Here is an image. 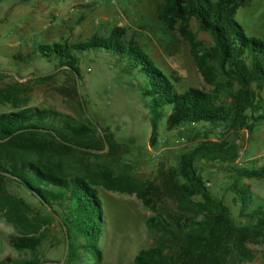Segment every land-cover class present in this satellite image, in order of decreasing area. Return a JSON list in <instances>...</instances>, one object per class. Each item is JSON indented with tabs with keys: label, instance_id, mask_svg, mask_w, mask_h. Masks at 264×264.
I'll list each match as a JSON object with an SVG mask.
<instances>
[{
	"label": "rangeland",
	"instance_id": "obj_1",
	"mask_svg": "<svg viewBox=\"0 0 264 264\" xmlns=\"http://www.w3.org/2000/svg\"><path fill=\"white\" fill-rule=\"evenodd\" d=\"M163 4L164 0H0V113L26 104L50 109L57 113V119H92L119 147L110 154L102 150L92 156H78L130 174L137 183L155 180L161 169L178 168L180 155L200 141L220 138L225 145L221 156L198 162L203 176L213 196L229 207L237 225L255 221L251 212L264 204V175L249 177L241 172L264 170V119H254L264 115V85L253 87L255 103L248 111L253 120L246 126L222 131L206 123H192L168 130L162 120L152 137L147 98L139 85L143 81L124 70L123 60L103 51L84 52L79 57V75L74 76L57 69L55 59L33 53L35 45L85 41L122 26L178 91L196 87L217 95L221 102L231 101L237 83L222 74H217L215 82L203 76L183 25L161 18ZM235 18L245 33L264 37V0H246ZM186 30L203 51L213 45L210 33L194 18ZM210 63L216 68L215 59ZM204 133L209 134L207 139ZM97 188L103 211L100 255L96 258L81 253L76 262L133 264L141 249L154 244L156 234L146 226L153 212L134 192L102 185ZM235 188L246 191L249 198L241 199ZM8 190L25 201L20 206L24 218L22 222L8 219V207L0 205V264H22L31 258L38 264H63L67 244L60 221L53 219V214L49 215L24 187L10 184ZM165 204L173 207L169 201ZM33 223L42 225L35 231ZM21 233L42 237L36 254L10 244ZM245 248L231 255L228 264H264L263 237L246 240Z\"/></svg>",
	"mask_w": 264,
	"mask_h": 264
},
{
	"label": "trees",
	"instance_id": "obj_2",
	"mask_svg": "<svg viewBox=\"0 0 264 264\" xmlns=\"http://www.w3.org/2000/svg\"><path fill=\"white\" fill-rule=\"evenodd\" d=\"M245 1L164 0L160 15L170 24L179 21L183 25L196 64L207 80L215 82L217 74H222L237 83L228 103L196 87L178 91L122 26L112 27L107 35L94 34L85 41L35 45L33 53L55 59L57 69L74 76L79 75V57L84 52L103 51L123 60L124 70L143 81L139 85L142 96L147 98L152 137L162 120L168 130L192 123H206L221 127L222 131L237 129L253 120L248 112L255 103L253 87L264 85V37L245 33L235 18ZM192 18L210 33L213 45L208 50L199 48L186 30ZM210 59H215L216 68ZM56 115L50 109L26 104L0 113V205L8 207V219L22 222L20 206L25 201L13 195L8 185L24 187L37 198L49 215L61 223L67 244L63 264H78L81 253L96 258L100 255L103 211L98 185L134 192L153 212L146 226L156 234L154 244L141 249L133 264H228L235 252L246 251V240L264 238V204L252 210L255 221L237 225L229 207L209 190L198 162L221 156L225 145L220 138L200 141L180 155L178 168L161 169L155 180L137 183L130 174L117 173L105 164L78 156H92L102 150L103 154H110L119 144L109 132H100L92 119L78 122L57 119ZM254 119H264V115ZM204 135L206 139L209 136ZM241 173L263 176L264 170ZM235 191L244 201L249 198L246 191ZM165 201L173 207H164ZM40 225L32 224L35 231ZM41 241L40 236L21 233L10 244L36 254ZM38 263L34 258L22 262Z\"/></svg>",
	"mask_w": 264,
	"mask_h": 264
}]
</instances>
